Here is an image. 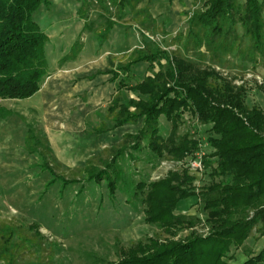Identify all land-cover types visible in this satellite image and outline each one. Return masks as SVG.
Returning <instances> with one entry per match:
<instances>
[{"label":"trees","instance_id":"obj_1","mask_svg":"<svg viewBox=\"0 0 264 264\" xmlns=\"http://www.w3.org/2000/svg\"><path fill=\"white\" fill-rule=\"evenodd\" d=\"M155 3L81 0L78 15L85 21V31L90 30L89 13L97 5L110 17L103 38L120 22H131L151 35H170L153 16L151 4ZM42 6L49 7L50 0H0V103L34 97L53 74L46 55L49 38L34 19ZM185 15L189 16L186 31L172 40L180 45L186 58L151 48L145 40V48L133 50L128 64L105 72L112 75L113 82H119L108 107L113 126L97 132L142 126L137 133L125 135L123 147L113 149L112 159L103 169L87 166L86 182H105L114 200L124 179L121 162L125 158L133 160L134 154L146 151L147 161L154 168L165 160L184 163L186 158H195L205 150L201 137L191 132L180 134L184 125L180 110L190 109L198 115L201 126L208 128L207 145L213 152L201 161L210 170L211 182L198 190L196 178L182 165L157 181L133 184L135 194L144 196L145 224L157 226L168 238L140 241L122 252L121 259L113 264H264V247L257 255L248 253L240 263L235 254L244 249L254 230L264 238V107L248 106L245 83L237 86L235 78L224 77L214 68H223L229 57L241 67L250 64L256 70L264 66V0H207L202 8ZM80 46V40L76 41L71 54L61 62L74 60ZM190 52L200 58L208 56L212 67H198L187 55ZM142 64H149L151 74L132 85V68ZM259 89L264 92V85ZM123 90L137 94L136 98L124 101ZM163 119L170 124L167 136ZM43 145L34 132L28 133L29 153L44 154L39 151ZM41 157L46 160L41 171L51 177L42 197L58 183L61 192L78 183L56 175L47 158ZM84 188L83 184L77 194ZM193 197L199 199L207 214L206 234L195 230L201 223L198 217L176 214L178 205ZM38 230L35 235L42 240ZM186 230L191 233L176 240ZM27 244L37 243L21 237L13 225L0 224V264H16L18 252Z\"/></svg>","mask_w":264,"mask_h":264},{"label":"rangeland","instance_id":"obj_2","mask_svg":"<svg viewBox=\"0 0 264 264\" xmlns=\"http://www.w3.org/2000/svg\"><path fill=\"white\" fill-rule=\"evenodd\" d=\"M186 1L156 0L151 4L153 16L164 24L170 35H151L131 22H120L103 38L110 17L105 16L97 5L89 13L91 29L85 31V21L78 15L81 0H50L44 15L41 8L45 6L36 12L35 19L41 18L45 33L57 39L46 45L55 85L51 89L44 88L42 94L39 92L30 99L0 103V224L13 225L21 237L37 243L36 246L27 244L19 251L16 264L116 263L122 252L140 241L168 238L157 226L145 224L144 196L135 194L133 184L157 181L182 165L196 178L198 190L210 184V170L203 164L202 171L191 170L190 164L198 156L191 160L186 158L184 163L165 160L154 168L147 161L146 151L134 154L136 159L125 158L121 162L125 174L114 200L110 198L105 182H86V167L103 169L112 159L113 149L123 147L125 135L137 133L142 126L127 125L105 134L97 132L113 126L108 107L115 82L108 81L105 72L111 66L118 68L128 64L133 50L145 48V40L150 42L151 48L158 47L186 58L183 49L172 38L186 31L189 16L185 14L202 8L207 0H196V4L193 0L189 7H186ZM128 19L129 16L126 21ZM78 40L81 46L76 58L62 63ZM187 55L200 68L212 67L208 56L200 58L192 52ZM241 66L229 57L223 68H214L224 77L235 78L237 86L245 83L248 88L246 104L263 108L264 92L259 86L264 85V66L256 70L250 64ZM132 73L135 80L131 84L134 85L151 74L149 64L133 67ZM121 94L124 101L137 96L128 90ZM8 111L10 114H6ZM180 113L184 124L180 134L191 132L201 137L205 150L199 155L202 154V158L210 156L213 151L207 145L208 128L201 126L198 115L192 110L185 108ZM162 126L167 136L170 124L163 119ZM30 131L44 143L39 151L44 153L42 155L55 174L78 183L71 184L64 192L60 191L61 183H58L42 197L51 177L41 171L40 166L46 161L42 155L28 151L26 137ZM83 184L84 191L77 194ZM194 201L191 205L180 203L176 214L198 217L201 223L195 230L206 234L207 214L202 211L199 199ZM37 230L42 234V240L35 235ZM190 233V230L183 231L176 240ZM263 247L264 238L254 230L244 249L235 251L236 262L247 259L250 252L257 255Z\"/></svg>","mask_w":264,"mask_h":264},{"label":"crops","instance_id":"obj_3","mask_svg":"<svg viewBox=\"0 0 264 264\" xmlns=\"http://www.w3.org/2000/svg\"><path fill=\"white\" fill-rule=\"evenodd\" d=\"M166 1V0H165ZM164 2V1H163ZM162 4V3H161ZM185 5H186V7L188 6H191V5H193V0H187L186 1V3H185ZM178 6V5H177ZM175 8V7H174ZM181 8V10L182 9H184V8H182V7H180ZM41 14L42 15H44L45 14V12L47 11V8L46 7H44V8H41ZM35 15H36V13H35ZM35 15H34V19H35ZM35 21L37 22V23H39V25L41 26V28L43 29L44 27H43V24L41 23V18H39L38 20L37 19H35ZM44 30V29H43ZM47 35H48V37H49V42H53V41H55L56 42V40L57 39H55V38H52V36L47 32L46 33ZM53 39H55V40H53ZM51 40V41H50ZM118 67V66H117ZM115 69H117V68H115V66H111V68H109L108 70H115ZM107 76H109V80L108 81H112L111 79H112V75H107ZM55 77L53 78V74H52V76L51 77H49L47 80H46V82H45V84H44V86H43V88L41 89V94L44 92V88L46 89V87H48L49 89H51L52 87H53V85H55ZM118 82L119 81H116L115 82V85H114V88H113V91H112V95L114 96L116 93H117V89H118ZM51 84H52V86H51ZM113 98V97H112ZM127 126V125H126ZM194 199H196V197H193V198H189V199H187V200H184V201H182L181 203H185V205L187 204V202L191 205V204H193V203H195V201H194Z\"/></svg>","mask_w":264,"mask_h":264},{"label":"built area","instance_id":"obj_4","mask_svg":"<svg viewBox=\"0 0 264 264\" xmlns=\"http://www.w3.org/2000/svg\"><path fill=\"white\" fill-rule=\"evenodd\" d=\"M197 156H198L197 159L193 160L192 164H190L191 170L194 172L202 171V161H201L202 156L199 154Z\"/></svg>","mask_w":264,"mask_h":264}]
</instances>
